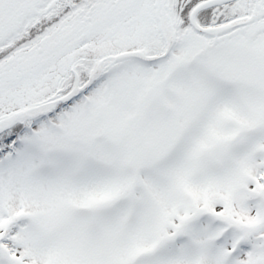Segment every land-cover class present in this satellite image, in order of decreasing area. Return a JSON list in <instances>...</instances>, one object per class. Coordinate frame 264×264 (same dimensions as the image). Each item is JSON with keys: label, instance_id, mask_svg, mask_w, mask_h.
<instances>
[{"label": "snow or ice", "instance_id": "1", "mask_svg": "<svg viewBox=\"0 0 264 264\" xmlns=\"http://www.w3.org/2000/svg\"><path fill=\"white\" fill-rule=\"evenodd\" d=\"M0 264H264V0H0Z\"/></svg>", "mask_w": 264, "mask_h": 264}]
</instances>
